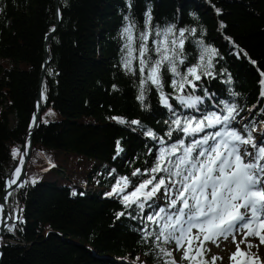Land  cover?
I'll use <instances>...</instances> for the list:
<instances>
[{"label":"trees","instance_id":"16d2710c","mask_svg":"<svg viewBox=\"0 0 264 264\" xmlns=\"http://www.w3.org/2000/svg\"><path fill=\"white\" fill-rule=\"evenodd\" d=\"M57 3L60 23L48 45L50 60L41 86L45 39L56 26ZM149 6L153 31L169 25H175L177 34L181 28L197 30L194 36L185 33L180 73L199 63L197 40L218 50L213 76L202 75L195 89L185 85L176 92L170 87L172 74L167 66L162 69L171 111L150 84L142 106L139 74H126L121 65L124 18L135 21L138 35L145 30ZM147 44L153 47L152 37ZM261 72L264 0H132L131 9L127 0H0V201L25 147L41 88L44 93L27 184L6 199L12 218L19 209L21 215L2 235L1 264H162L155 237L143 238L145 230L155 232L157 225L144 217L158 207L175 209L167 208L163 190L145 203L143 212L135 204L126 207L123 195L150 178L145 173L156 166L163 148L181 140L187 146L221 127L188 135L175 129L177 117L183 126L213 112L223 115L224 101L240 110L231 127L254 125L256 142L264 140ZM177 95L201 97L202 102L188 108ZM133 120L140 123L133 125ZM155 175L166 178L165 173ZM122 177L128 178L127 185ZM117 181L125 192L108 195ZM164 246L176 264H189L174 255V243ZM212 258L204 253L209 264ZM192 264H201L200 257Z\"/></svg>","mask_w":264,"mask_h":264},{"label":"snow or ice","instance_id":"6c2138e0","mask_svg":"<svg viewBox=\"0 0 264 264\" xmlns=\"http://www.w3.org/2000/svg\"><path fill=\"white\" fill-rule=\"evenodd\" d=\"M127 5L131 9L132 0H127ZM216 13L219 15L220 10L216 9ZM124 19L127 24L121 33L125 41L121 49V65L126 74H139L137 99L142 106L147 90L145 86L150 84L157 90L160 102L172 110L169 97L163 90L161 71L165 66L172 74L170 87L178 93L183 92L185 85L195 89L197 87L195 81H199L202 75L213 76L210 69L218 50L204 45L202 40L196 41L201 48L199 63L188 67L183 74L178 71L177 65L184 63L183 48L187 39L185 33L194 36L196 28H181L177 34L175 25H169L163 29L157 26L153 31L150 28L152 20L150 6L145 11V30L138 35L135 32V21L129 20L128 16ZM219 27L223 29L225 25L220 23ZM150 37L153 43L151 49L147 44ZM152 53L156 59L152 58ZM252 63L255 64V61ZM260 75L264 77V72ZM260 83L264 85V79H261ZM204 91L207 94V90ZM261 95L264 96V90L261 91ZM175 99L188 108H195L198 102H202L201 97L193 95H177ZM221 103L224 105L223 115L213 112L200 120L188 119L184 121L183 126L179 117L174 119L172 124L175 129L188 135L203 132L205 128L221 127L215 132L192 140L187 146L181 140L171 147L163 148L156 166L145 173L150 178L142 180L133 191L123 195L126 207L135 204L143 212L145 203L163 190V195L168 201L167 208L175 209L174 212H169L165 207H158L154 215L144 217L157 225L155 232L145 230L143 238L147 240L149 237H155L157 255L160 256L162 264H176L172 251L164 246L169 243L175 244V250L183 249L182 259L189 261V264H192L196 256L200 257L201 264H209L204 259V253L210 250L204 248V244L209 241L215 243L221 238L226 240L229 236H232L235 242V234L241 231L244 236L242 243L248 237H258L260 243L264 244V234L258 230L264 229V140L256 142L253 136L254 125H242L241 130L231 127L240 110L235 104L224 101ZM119 122L124 123L123 120ZM139 123L136 120L131 121L133 125ZM146 135L156 138L151 130H147ZM168 135L171 136V131ZM160 143L163 144L162 139ZM244 145H248L251 151L245 149L241 155L240 149ZM119 151L121 149L117 142V153ZM15 154L16 150H13V155ZM173 156L175 160L171 159ZM245 157L249 159L246 161ZM157 173H165L167 179L161 176L157 180L155 175ZM20 174L21 167L18 166L13 174L14 178L9 179L6 186L11 188L17 184ZM138 174L139 170L133 172L134 176ZM121 181L125 185L129 183L127 177H122ZM121 181H117L113 192L108 195L125 192V188L120 186ZM32 182L35 183V180ZM24 183L20 182L18 186L23 187ZM2 208L3 205L0 204V210ZM193 229L197 230L195 234ZM252 246L251 243L247 245L249 249ZM237 249L239 251V244ZM235 255L234 253L232 258ZM164 257L169 259L164 260ZM216 259L213 257L211 264H214Z\"/></svg>","mask_w":264,"mask_h":264},{"label":"rangeland","instance_id":"374dc122","mask_svg":"<svg viewBox=\"0 0 264 264\" xmlns=\"http://www.w3.org/2000/svg\"><path fill=\"white\" fill-rule=\"evenodd\" d=\"M245 149L249 150L250 148L246 145L242 146L240 149L241 155L244 154ZM248 159H249L248 157H245L246 161ZM26 184H27V181L24 183V185ZM8 226L6 228H8ZM196 232L197 230L193 229V234H195ZM261 233L264 234V231H262ZM242 240H244L243 234L240 236L235 235V242H233V237L231 239H226V240L219 239L215 243L210 242V241L206 242L204 244V248L210 250L206 252L209 257L212 256V257L217 258L215 260L216 264H242V262H244L245 264H264L263 262L264 261V244L260 243L259 238L255 237L254 238L255 242L254 241L251 242L250 239H247L246 241L242 243L241 242ZM249 243L253 245L250 249L247 247ZM237 244H239V251L237 249ZM255 244L260 245L263 250H260V249L256 250ZM234 253L236 255L234 258H232ZM174 255L178 259H180L183 255V249L174 250ZM243 259L246 260L247 262L242 261Z\"/></svg>","mask_w":264,"mask_h":264},{"label":"water","instance_id":"95a60500","mask_svg":"<svg viewBox=\"0 0 264 264\" xmlns=\"http://www.w3.org/2000/svg\"><path fill=\"white\" fill-rule=\"evenodd\" d=\"M56 10H57V23H56V26L54 28V31H52L49 34H47L46 39H45V56H46V59H45V62L43 64V71H42L41 77H40V84H41V86L43 84L44 76H45V71L47 69V66H48L49 60H50L48 45H49L50 40L54 36V34L57 32V29H58V26H59V23H60V15H59V10H58V3H57ZM42 97L44 98V93H43V90L41 88L40 91H39V94L37 96V101H36V108H37V103L38 102H40V107H39L38 110H35V112L33 114V118H35V117L36 118H35L34 126L32 127V129L30 127V130H29V134H30V148H29V151H28V153L26 155V158L24 160V165H23V168H22L21 179H23L24 182L27 181L26 169H27V164L29 162V159L31 157L33 136H34V133L39 128L40 120H41V112L44 109V104L41 101ZM31 125H32V123H31ZM29 134H28V136H29ZM11 175L8 177L7 181L10 179ZM18 185L16 184V186H14V187H19ZM14 187H11L10 189H7L6 188V185H5V188H4V191H3V195H2V198H1V201H0V203H2L3 206H4L3 217L4 218L10 217V219H9V222L10 223L16 222L17 219L21 215V210L19 209L16 218L13 219L12 216H11V213L8 210V207H7V204H6V201H5L6 193H8V192L11 193L15 189ZM7 226H8L7 224H2V226L0 227V236L1 237H2V235H3V233H4V231H5V229H6ZM2 240H3V237H2ZM2 259H3V248L0 245V264L2 263Z\"/></svg>","mask_w":264,"mask_h":264},{"label":"bare ground","instance_id":"6f19581e","mask_svg":"<svg viewBox=\"0 0 264 264\" xmlns=\"http://www.w3.org/2000/svg\"><path fill=\"white\" fill-rule=\"evenodd\" d=\"M43 97H42V99H41V101H43ZM39 107H40V102H38L37 103V108H36V110H38L39 109ZM36 118V117H35ZM35 118H33V120H32V125H31V129H32V127L34 126V123H35ZM29 148H30V134H29V136H28V138H27V141H26V145H25V148H24V150H23V152H22V154H21V156H20V160H19V163H18V165H17V167L18 166H20L21 167V174H22V168H23V165H24V160H25V158H26V155H27V153H28V151H29ZM21 161H23V164L21 165ZM16 167V168H17ZM15 172V171H14ZM14 174V173H13ZM11 175V177H10V179H13L14 178V175ZM21 174H20V178H19V180L17 181V185L20 183V182H24V180L23 179H21ZM14 186H16V184H14L12 187H14ZM6 188L7 189H10V188H8L7 186H6ZM15 189H18V188H20V187H14ZM9 193V192H8ZM9 195H6V197H5V201H6V199H7V197H8ZM0 204H2V203H0ZM3 205V204H2ZM242 210V209H241ZM3 212H4V206H3V208H2V210H0V227L2 226V224H7V225H9L10 224V222H9V219H10V217H7V218H4L3 217ZM254 238L255 237H248L247 239H250V241L251 242H253L254 241ZM3 241H2V237L0 236V245H1V243H2ZM255 242V241H254ZM257 244H255V249L256 250H263L262 249V247L259 245V247H257L256 246ZM242 261H246V260H242ZM247 262V261H246ZM264 262V261H263Z\"/></svg>","mask_w":264,"mask_h":264}]
</instances>
